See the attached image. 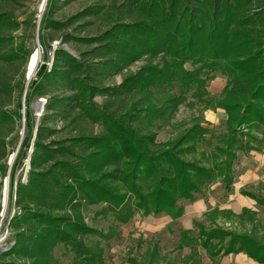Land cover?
Listing matches in <instances>:
<instances>
[{"label":"trees","instance_id":"1","mask_svg":"<svg viewBox=\"0 0 264 264\" xmlns=\"http://www.w3.org/2000/svg\"><path fill=\"white\" fill-rule=\"evenodd\" d=\"M57 2L48 0L40 25L43 57L27 87L26 135L10 171L9 211L15 204L21 212L9 216L15 243L0 254V264H60L54 250L61 245L73 255L70 264L102 263L101 240H109L115 227L129 223L136 213L165 214L177 222L184 214L182 200L195 202L197 195H204L218 182L229 195L239 154L257 150L254 132L264 126V0H124L122 5L133 15L130 21L116 19L96 37L67 34L63 38L64 42L95 45L94 62L58 48L50 69L52 47L45 32L61 30L85 15L103 14L94 9L59 22L52 18ZM20 24L0 13V60L28 62L34 50L24 43L4 49L12 44L6 32L17 30ZM144 57L147 64L121 84L98 85V77L120 75ZM159 58L161 62L155 63ZM215 71L227 79L218 97L207 91V82L214 78L207 73ZM26 83L23 75L17 112L0 105V126L15 118L22 120ZM175 86L178 94L171 93ZM5 88L9 93L14 89L10 84ZM53 88H68L73 94L50 96ZM165 90L168 93L157 99ZM100 95L107 96L102 105L95 100ZM189 95L207 109L225 110V133L217 137L214 128L198 121L159 143L153 126L171 118ZM45 96L46 114L37 125L32 104ZM114 100L123 101L120 111L111 108ZM59 117L73 118L79 134L48 141L58 131L45 122ZM80 120L100 123L103 131L86 133ZM28 160L27 183H23L17 175ZM8 170L7 165L0 167L1 179ZM3 187L0 181V202ZM241 193L264 207V198ZM97 206L101 209L95 217L113 216L115 227L108 233L85 221L84 209ZM204 216L206 220L195 221L192 230L180 231L178 249L191 252L176 258L179 262L202 264V249L213 264L241 253L264 264V224L257 213L244 209L235 215L215 208ZM217 219L238 222L240 227L249 222L253 231L229 230ZM88 235L100 240L89 244ZM145 259L148 264H179L171 255L162 257L156 244Z\"/></svg>","mask_w":264,"mask_h":264},{"label":"rangeland","instance_id":"2","mask_svg":"<svg viewBox=\"0 0 264 264\" xmlns=\"http://www.w3.org/2000/svg\"><path fill=\"white\" fill-rule=\"evenodd\" d=\"M43 1L44 0H0V13H5L7 15L9 14L10 17L15 19L17 23H21V26L17 30L10 29L6 32V37H11L12 39V44L8 43L7 45H4V49L6 51L11 50V48L15 49L19 47L21 43H24L27 49L32 51L39 47L40 25L48 3L47 0L45 8L41 13L40 5H42ZM123 3L124 0H58L55 8L56 10H54L52 18L59 22H67L72 17L79 15L84 11H94V9L103 11V14L97 16L94 14L87 16L85 15L84 18L74 20L73 24L62 28L61 30H47V32H45L46 39H48L47 42L49 46L52 47V50L50 51L49 68H52L55 55L54 53L58 48L66 50L69 52V54L78 59L84 58L89 63L94 62L95 55H93L92 50L95 45H86L85 43L82 44L70 40L68 42H64L63 38L67 34L77 37H96L102 34L109 27V23L115 21L116 19H120L122 17L125 20L130 21L133 18V15L130 13L127 7L122 5ZM41 55L43 57V51ZM147 62L148 58L144 57L133 63L129 69L124 70V72L120 75L115 77H98L97 83L102 87L117 86L123 82L124 78L128 74L137 72L143 65L147 64ZM157 62H161V59L159 58L155 63ZM27 63H25V60L23 59L16 62L0 60V105L4 110L10 113L18 111L17 100L20 98V88L21 83L23 82V75H25L26 78ZM186 67L188 69H192L190 64H187ZM207 74L214 77L212 80L207 82V91L212 95V97L220 96L227 84L226 77L222 76L219 71L209 72ZM6 84H10L14 87L12 92L9 93L7 90H5ZM27 84L29 85L30 83H26L25 90H27ZM179 91V87L175 86L173 92L171 91V93L178 94ZM167 93L168 91L165 90L164 92H161L160 95L157 94V99L163 98ZM72 94L73 92L68 88H53L49 92L50 96H70ZM47 98L48 97L45 96L36 99L32 104V112L37 119V125L41 123L40 120L43 118L44 114H46ZM24 99L25 98L23 94V103L25 102ZM106 99L107 96L105 95H100L95 98L96 103L98 102L99 105L104 104ZM111 105L113 110L120 111V108L124 106V103L120 100H114ZM39 110L40 112H38ZM20 112L23 113L22 110H20ZM212 112L214 111L204 107V103L197 101L195 98L189 95L188 101L182 104L176 113H174V115L172 114L171 118H169L170 116L166 117V119L157 122L156 125L153 126L158 132L157 141L159 143H165L174 137L177 129L182 131L185 128L193 127L195 124H198V121L201 122V125L204 127H209L210 129L214 128L217 137L224 134L226 129L225 120H213L218 118L217 115L221 118H225V112L221 109L216 110V114ZM24 119L25 117H23L22 120L15 118L14 121L0 126V167H5L7 165L9 168L7 174L4 175L2 179L0 178V181L3 182L4 187L7 182L8 173L12 168L10 167V158L13 154H15L14 152L17 151L18 146L22 143L26 135L24 128L26 123ZM72 119L73 118L65 119L63 117H59L48 124V121H46L45 123L47 127H52V129H57L58 131L55 135L51 136L48 141L61 140L78 135L80 129L76 130L75 127H77V124L71 122ZM79 123H82L80 127H84L83 131L86 133L96 134L103 131V126L100 123L95 124L87 121L82 122V120H80L78 124ZM259 137L262 139V137H264V133H262ZM205 149H207V146L204 145L203 150ZM28 169L29 164L28 161H26L18 172L17 176L23 183H27V174L29 173ZM7 185L10 188V179ZM4 187L1 199L2 202H0V254L9 250L15 243V239L12 237L15 230H13L12 226L9 225V216L13 217L15 213L20 214L21 212V210L15 207V204H13L14 206L12 205V211L10 213V198L8 196L6 206V202L4 201ZM241 191H245V189ZM241 191H238V193H235L234 191L233 194L232 192L231 194L234 198H237L241 195ZM250 191H252V189H250ZM252 193L258 197L264 198V185L259 184L258 191H252ZM199 198L206 201L207 211L205 213H207L209 209L212 208L209 200H211L213 203L215 202L217 205H221L222 207L225 206V209H220V207H217V209L220 211H230L235 215L241 214L244 209H249L244 207L238 212V210L228 208L231 204L229 202L230 195L225 194V192L221 189L220 183L213 185L211 191L206 192L204 195H197V199ZM256 203L257 201L250 206V208L254 211L251 209L249 210L257 213L258 217L264 224V207L259 206V204L257 203V205ZM180 204L184 206L185 210V206H188L190 203L188 201L182 200ZM100 209L101 206L85 208V221L94 229L108 233L110 228L115 227L114 219L111 214L109 216L95 217V213L100 211ZM204 215L197 220L200 219L199 221L204 222L206 220ZM217 222L229 230H236L237 232L241 230L247 232L253 231L249 222L246 223L245 227H240L238 222H224L222 219H217ZM182 229V224L180 222L171 221V218L167 217L165 214L159 216H154L152 214L149 216H144L141 213H136L134 218L129 223L120 224L118 227H115V232L109 240H101V247L104 250L102 255L103 262L100 264H148L145 259V253L149 249H152L155 244L161 250L162 257L165 254L171 255V257L175 259L187 256L191 252L189 248L180 250L177 247L180 239V231H182ZM261 237V239L264 240V234H262ZM141 238L144 241H140ZM86 240L87 243L93 244L94 242L99 241L100 238L95 235H88ZM199 253L202 259V264H213L210 258L206 256L204 250L199 249ZM241 255L231 254L229 256H225L217 264H253L252 262L243 259ZM54 256L60 262V264H70L73 260V255L69 253L63 245L55 248ZM176 260L179 264H184L179 262L178 259ZM155 264H159V262Z\"/></svg>","mask_w":264,"mask_h":264},{"label":"crops","instance_id":"3","mask_svg":"<svg viewBox=\"0 0 264 264\" xmlns=\"http://www.w3.org/2000/svg\"><path fill=\"white\" fill-rule=\"evenodd\" d=\"M212 110V109H210ZM218 110V109H216ZM216 110H212L215 113ZM223 110V109H221ZM225 112V110H223ZM226 114V112H225ZM217 119L213 121H220V120H227L228 116L226 114L225 118H221L217 115ZM211 120V119H210ZM262 133H264V126H261L260 129L256 130L254 132V135L257 137V142L255 143V148L257 150H251L247 153H240L239 159L235 163V172H236V182L233 184L232 194L235 191V193H238V191L244 190L247 193L254 194L252 191H258L259 184L264 185V137L262 139L259 137ZM242 155V156H241ZM241 156V158H240ZM238 178V181H237ZM219 183V182H218ZM215 185V184H214ZM221 186V183H220ZM213 187V186H212ZM212 187L209 191H211ZM244 188V189H243ZM249 188V189H247ZM221 189L225 192L224 188L221 186ZM252 189V191H250ZM207 191V192H209ZM242 192V191H241ZM206 193V192H205ZM226 194V192H225ZM231 193L230 195V209L241 211L244 207L250 208L251 204H254L256 201L248 196L241 195L237 198H234ZM232 195V196H231ZM255 201V202H254ZM209 203L211 205V209H215L217 207H220V209H225V206L222 207L221 205H217L215 202L213 203L211 200H209ZM257 204V203H256ZM258 205V204H257ZM261 206V205H259ZM263 207V206H262ZM229 209V210H230ZM253 210V209H251ZM207 211V204L204 199H197L195 202L190 203L188 206H185L184 214L182 217L178 220L182 224V230H192L194 227V220H197L198 218H201L204 213ZM254 211V210H253ZM167 216V215H166ZM169 217V216H167ZM171 218V217H169ZM171 221L172 218H171ZM243 254V253H241ZM239 254V255H241ZM243 259H246L253 264H258L254 262L252 259L248 258L245 254L241 255Z\"/></svg>","mask_w":264,"mask_h":264},{"label":"bare ground","instance_id":"4","mask_svg":"<svg viewBox=\"0 0 264 264\" xmlns=\"http://www.w3.org/2000/svg\"><path fill=\"white\" fill-rule=\"evenodd\" d=\"M42 7V5H40V8ZM39 8V9H40ZM42 55L40 50L38 51L37 48L32 52V54L30 55L29 61L27 63V68H26V78H30V80H32L33 77H35L37 70L39 69L38 66L40 64ZM40 108V107H39ZM40 112V110L38 111ZM7 195L5 197V202L7 201ZM4 202V204H5ZM6 206H7V202H6Z\"/></svg>","mask_w":264,"mask_h":264},{"label":"water","instance_id":"5","mask_svg":"<svg viewBox=\"0 0 264 264\" xmlns=\"http://www.w3.org/2000/svg\"><path fill=\"white\" fill-rule=\"evenodd\" d=\"M46 3H47V0H44L43 3H42L41 10H40L41 13L43 12V10H44V8H45ZM37 49H38V51L40 50V52H41V54H42L41 45H39V47H38ZM27 80H28L27 83H29V82H30V78L28 77ZM27 87H28V84H27ZM26 93H27V90H25V92H24V98H26ZM24 101H25V99H24ZM22 111H23V115H24L23 117H25V114H26V111H25V103H23ZM20 146H21V145L18 146L17 151H16L15 154H13V155L11 156V158H10V167H12V164H13L15 158H17V154H18V151H19V149H20ZM31 153H32V150H31L30 154H31ZM29 163H30V160H28V164H29ZM10 171H11V169H10ZM10 171H9V173H8L7 182H6V185H5V187H4V200H5L6 195H7V198H8V196H9V187H8L7 184H8V181H9V179H10Z\"/></svg>","mask_w":264,"mask_h":264},{"label":"built area","instance_id":"6","mask_svg":"<svg viewBox=\"0 0 264 264\" xmlns=\"http://www.w3.org/2000/svg\"><path fill=\"white\" fill-rule=\"evenodd\" d=\"M244 131H247V130H244Z\"/></svg>","mask_w":264,"mask_h":264}]
</instances>
